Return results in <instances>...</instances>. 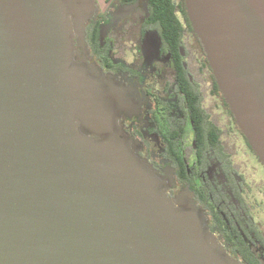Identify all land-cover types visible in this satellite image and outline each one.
Instances as JSON below:
<instances>
[{
    "label": "water",
    "instance_id": "1",
    "mask_svg": "<svg viewBox=\"0 0 264 264\" xmlns=\"http://www.w3.org/2000/svg\"><path fill=\"white\" fill-rule=\"evenodd\" d=\"M217 84L264 164V0H185ZM77 0H0V264H240L182 209L75 60ZM88 130L89 133L85 132Z\"/></svg>",
    "mask_w": 264,
    "mask_h": 264
},
{
    "label": "flooded vegetation",
    "instance_id": "2",
    "mask_svg": "<svg viewBox=\"0 0 264 264\" xmlns=\"http://www.w3.org/2000/svg\"><path fill=\"white\" fill-rule=\"evenodd\" d=\"M77 1L92 15L82 42L72 18L75 60L104 88L122 93V102L107 104L116 127L167 195L199 213L226 252L228 241L242 239L264 255V164L185 19V0H168L173 16L157 18L151 0Z\"/></svg>",
    "mask_w": 264,
    "mask_h": 264
},
{
    "label": "trees",
    "instance_id": "3",
    "mask_svg": "<svg viewBox=\"0 0 264 264\" xmlns=\"http://www.w3.org/2000/svg\"><path fill=\"white\" fill-rule=\"evenodd\" d=\"M153 3V9L156 10L155 16L156 18L159 16V12L162 15H172V10L175 8L174 4L172 5L171 1L169 4L168 0H151ZM182 12L185 16V19L188 23V25L192 28L191 22L187 16V11L184 5V1H182ZM177 24L178 20L176 19ZM180 27V25H179ZM177 32V28H176ZM97 33H101L99 30H97ZM98 38V36L96 37ZM227 247V253L238 260L240 264H264V255L263 254H257L255 250V244L253 241L249 240H230L228 241Z\"/></svg>",
    "mask_w": 264,
    "mask_h": 264
},
{
    "label": "rangeland",
    "instance_id": "4",
    "mask_svg": "<svg viewBox=\"0 0 264 264\" xmlns=\"http://www.w3.org/2000/svg\"><path fill=\"white\" fill-rule=\"evenodd\" d=\"M98 1H99V4H101V3L104 2V0H98ZM100 2H101V3H100ZM98 8L101 9L100 6H99Z\"/></svg>",
    "mask_w": 264,
    "mask_h": 264
}]
</instances>
